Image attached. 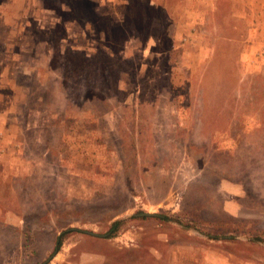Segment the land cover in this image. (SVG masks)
I'll return each instance as SVG.
<instances>
[{"label": "rangeland", "instance_id": "374dc122", "mask_svg": "<svg viewBox=\"0 0 264 264\" xmlns=\"http://www.w3.org/2000/svg\"><path fill=\"white\" fill-rule=\"evenodd\" d=\"M263 41L264 0H0V264H264Z\"/></svg>", "mask_w": 264, "mask_h": 264}, {"label": "trees", "instance_id": "16d2710c", "mask_svg": "<svg viewBox=\"0 0 264 264\" xmlns=\"http://www.w3.org/2000/svg\"><path fill=\"white\" fill-rule=\"evenodd\" d=\"M120 223H121V220H116L112 223V227L115 229L116 227H118L120 225ZM61 237H62L61 235L57 237L55 249L60 247V245L62 243Z\"/></svg>", "mask_w": 264, "mask_h": 264}, {"label": "water", "instance_id": "95a60500", "mask_svg": "<svg viewBox=\"0 0 264 264\" xmlns=\"http://www.w3.org/2000/svg\"><path fill=\"white\" fill-rule=\"evenodd\" d=\"M145 215H152V213H144ZM95 235V234H94Z\"/></svg>", "mask_w": 264, "mask_h": 264}, {"label": "built area", "instance_id": "2783aa9c", "mask_svg": "<svg viewBox=\"0 0 264 264\" xmlns=\"http://www.w3.org/2000/svg\"><path fill=\"white\" fill-rule=\"evenodd\" d=\"M263 43H264V41H263ZM263 49H264V44H263ZM263 53H264V50H263Z\"/></svg>", "mask_w": 264, "mask_h": 264}]
</instances>
